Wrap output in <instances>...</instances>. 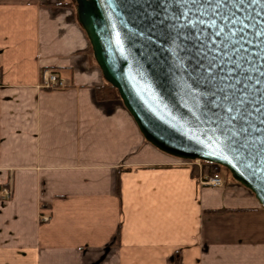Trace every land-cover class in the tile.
<instances>
[{
  "label": "crops",
  "instance_id": "obj_1",
  "mask_svg": "<svg viewBox=\"0 0 264 264\" xmlns=\"http://www.w3.org/2000/svg\"><path fill=\"white\" fill-rule=\"evenodd\" d=\"M105 84L75 0H0V264H264L252 191L203 184L212 163L154 147Z\"/></svg>",
  "mask_w": 264,
  "mask_h": 264
},
{
  "label": "water",
  "instance_id": "obj_2",
  "mask_svg": "<svg viewBox=\"0 0 264 264\" xmlns=\"http://www.w3.org/2000/svg\"><path fill=\"white\" fill-rule=\"evenodd\" d=\"M75 2L103 78L144 139L225 168L264 208V3L222 0L213 13L215 0Z\"/></svg>",
  "mask_w": 264,
  "mask_h": 264
},
{
  "label": "built area",
  "instance_id": "obj_3",
  "mask_svg": "<svg viewBox=\"0 0 264 264\" xmlns=\"http://www.w3.org/2000/svg\"><path fill=\"white\" fill-rule=\"evenodd\" d=\"M68 84H69L68 79L57 75L56 73L50 71L49 69H43L41 71V85L45 86L46 88L65 87ZM186 161L197 163L198 165H200L202 162H205L199 159L186 160ZM212 165H213L212 175H209V176L206 175L204 179H202V183L205 185L218 188V187H221L223 184V179L220 174L221 166L217 164H213V163ZM11 192H12L11 187H1L0 197L2 199H6L10 196ZM39 219L40 221L46 222L49 220V216L45 214H40Z\"/></svg>",
  "mask_w": 264,
  "mask_h": 264
},
{
  "label": "trees",
  "instance_id": "obj_4",
  "mask_svg": "<svg viewBox=\"0 0 264 264\" xmlns=\"http://www.w3.org/2000/svg\"><path fill=\"white\" fill-rule=\"evenodd\" d=\"M96 92L98 94V97H100L101 99H120L117 90L111 84L107 82L104 86L98 87ZM221 168L225 169L223 167ZM227 174L229 175L228 172Z\"/></svg>",
  "mask_w": 264,
  "mask_h": 264
},
{
  "label": "snow or ice",
  "instance_id": "obj_5",
  "mask_svg": "<svg viewBox=\"0 0 264 264\" xmlns=\"http://www.w3.org/2000/svg\"><path fill=\"white\" fill-rule=\"evenodd\" d=\"M192 2H193V3H197V2H199V0H192ZM241 2H243V0H241ZM251 2H252V3H256L257 0H251ZM260 2H261V3H264V0H260ZM209 5H210V7H209L208 10L211 11V12H213V13H215L216 10L222 6V0H215L214 3H211V4H209ZM234 22H235V21H234ZM218 34H219V33H218ZM256 35L260 36V35H264V33L257 32ZM213 67H214V65H213ZM261 75L264 76V72H261ZM227 99H228V97L226 96V97H225V100H227ZM261 107L264 108V105H261ZM228 111L231 112V111H232V107H229V108H228ZM258 111H259V109H258ZM262 122H264V121H262Z\"/></svg>",
  "mask_w": 264,
  "mask_h": 264
},
{
  "label": "rangeland",
  "instance_id": "obj_6",
  "mask_svg": "<svg viewBox=\"0 0 264 264\" xmlns=\"http://www.w3.org/2000/svg\"><path fill=\"white\" fill-rule=\"evenodd\" d=\"M212 169H213V168H212ZM221 172L227 173L228 171H226V169H222V168H221L220 173H221ZM228 173H229V172H228ZM229 175H230V174H229Z\"/></svg>",
  "mask_w": 264,
  "mask_h": 264
}]
</instances>
